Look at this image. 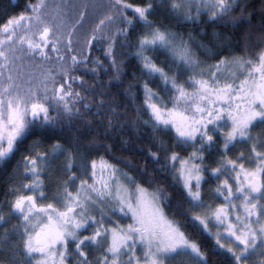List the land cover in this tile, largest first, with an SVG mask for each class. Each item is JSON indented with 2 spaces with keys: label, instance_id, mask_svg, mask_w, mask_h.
Masks as SVG:
<instances>
[{
  "label": "snow or ice",
  "instance_id": "1",
  "mask_svg": "<svg viewBox=\"0 0 264 264\" xmlns=\"http://www.w3.org/2000/svg\"><path fill=\"white\" fill-rule=\"evenodd\" d=\"M75 7L0 9V264H264V0Z\"/></svg>",
  "mask_w": 264,
  "mask_h": 264
},
{
  "label": "trees",
  "instance_id": "2",
  "mask_svg": "<svg viewBox=\"0 0 264 264\" xmlns=\"http://www.w3.org/2000/svg\"><path fill=\"white\" fill-rule=\"evenodd\" d=\"M19 2L21 5L24 3V0H17L15 3H13L11 0H0V9L9 8L10 5L16 4ZM52 3H64V4H72L76 7L73 9V12L80 10V5L84 2V0H51ZM134 2H138V0H134ZM11 11V9H9ZM3 13H0L2 15ZM244 30L241 29V33ZM239 33L234 36V39H239ZM94 56H102V53L100 51L93 52ZM25 70H27V65H25ZM105 80H107V77H104ZM141 147H146L145 145H141ZM120 154L117 153V156ZM140 163H143V161H139ZM2 189H3V179L0 178V196H2Z\"/></svg>",
  "mask_w": 264,
  "mask_h": 264
},
{
  "label": "water",
  "instance_id": "3",
  "mask_svg": "<svg viewBox=\"0 0 264 264\" xmlns=\"http://www.w3.org/2000/svg\"><path fill=\"white\" fill-rule=\"evenodd\" d=\"M13 3H15L17 0H11Z\"/></svg>",
  "mask_w": 264,
  "mask_h": 264
}]
</instances>
